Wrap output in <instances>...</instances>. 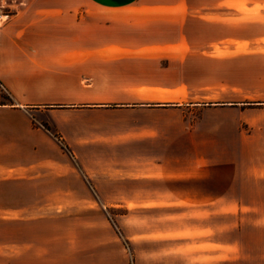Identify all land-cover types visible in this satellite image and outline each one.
Masks as SVG:
<instances>
[{"label": "crops", "instance_id": "0c3cea01", "mask_svg": "<svg viewBox=\"0 0 264 264\" xmlns=\"http://www.w3.org/2000/svg\"><path fill=\"white\" fill-rule=\"evenodd\" d=\"M21 5L0 29L11 99L0 105V198L39 199L9 214L75 213L86 236L68 257L0 264H264V207L223 204L248 196L240 118L264 100L255 78H233L255 60L234 45L236 19L209 13V0ZM95 199L158 218L137 222L135 238H97Z\"/></svg>", "mask_w": 264, "mask_h": 264}, {"label": "rangeland", "instance_id": "374dc122", "mask_svg": "<svg viewBox=\"0 0 264 264\" xmlns=\"http://www.w3.org/2000/svg\"><path fill=\"white\" fill-rule=\"evenodd\" d=\"M24 0H0V13H9L14 6ZM195 1V0H193ZM209 13H217L224 20L236 19L239 24L240 40L234 45L240 47V56L255 58L254 63L248 64L241 60L239 74H233L240 83L252 84L251 78L256 79V97L264 98V0H222L217 7L208 6ZM225 31H229L225 26ZM225 44H229L226 43ZM251 60V59H250ZM262 84V85H261ZM262 88V89H260ZM8 97L0 83V101ZM244 108L256 109L247 117L240 118L241 143L239 163L241 174V193L248 195L241 198H225L224 205H248L264 207V100L246 102ZM232 121L233 114L223 116ZM244 119L246 121H244ZM39 199L0 198V257H68L70 243L78 236L84 237L82 231L72 227V220L77 214L70 211L57 213L53 211H28L9 214L7 207L15 205L18 208L33 207ZM97 211L95 219L100 226L94 236L135 238L137 222L148 223L151 228L153 221L151 213H127L125 208L113 206L103 209L98 199H95ZM31 209V208H30ZM63 214V215H62ZM167 215H163L166 219ZM158 216H156V219ZM225 221L231 219L225 218ZM150 223V224H149ZM152 235L153 230H144ZM82 234V236H81ZM56 238L54 242L50 239ZM131 254L136 250L135 244L123 243Z\"/></svg>", "mask_w": 264, "mask_h": 264}, {"label": "built area", "instance_id": "2783aa9c", "mask_svg": "<svg viewBox=\"0 0 264 264\" xmlns=\"http://www.w3.org/2000/svg\"><path fill=\"white\" fill-rule=\"evenodd\" d=\"M9 17V13H0V29L7 22Z\"/></svg>", "mask_w": 264, "mask_h": 264}, {"label": "trees", "instance_id": "16d2710c", "mask_svg": "<svg viewBox=\"0 0 264 264\" xmlns=\"http://www.w3.org/2000/svg\"><path fill=\"white\" fill-rule=\"evenodd\" d=\"M11 102V99L9 97H3L2 101H0V105L8 104Z\"/></svg>", "mask_w": 264, "mask_h": 264}]
</instances>
